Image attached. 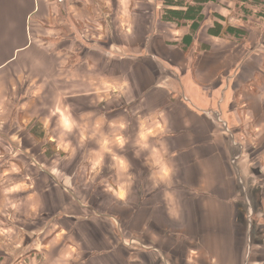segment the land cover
Segmentation results:
<instances>
[{
  "label": "crops",
  "instance_id": "1",
  "mask_svg": "<svg viewBox=\"0 0 264 264\" xmlns=\"http://www.w3.org/2000/svg\"><path fill=\"white\" fill-rule=\"evenodd\" d=\"M129 2L130 0H0V124L4 130L11 124L26 126L27 121L34 126V120H27L28 114L37 112H31L30 106L23 104L28 96L31 98L32 93L42 95V92L47 91L53 95L55 83L58 86L61 84V88L68 92V98L73 102L72 107L75 109L67 106L61 114H66L67 110L72 117L75 113L82 115L85 121L80 124H87L89 132L100 114L82 108L84 105L79 99L82 94L100 97L106 91L112 93L121 90L119 97L111 96L109 99H124L126 103L123 106L122 102L115 107L111 106L108 120L106 119L110 121L119 117L128 122L126 135L131 138V142L121 154L131 161L132 182L129 189L125 190V195L119 198L126 209L120 214L116 213L117 209L96 203L94 214L90 213L83 219L64 212L62 208L51 213L50 217L46 218L45 233L49 231L46 238L50 239L47 240L46 247L50 246L52 241L57 242L60 237L61 242H57V245L62 246L60 250L45 252L47 263L52 264L53 261L50 260H57L72 242L71 237L78 235L76 240L78 238V242L86 244L82 252L76 250V253H81L80 257L84 256L86 260L84 263L79 262L80 264H94L96 259H100L101 264H120V260L124 264H153L152 261L156 264H167L171 263L165 258L171 256V248L175 250L174 256L177 259H185V264H190L192 250L196 251L192 264H230L228 258L231 238L228 232L233 201L229 195L233 192H230V183L226 179L229 163L236 173L239 170L233 167L231 160L240 155L241 144L247 141L245 134L243 141L239 143L236 139L232 140L234 132L242 131H235L231 127V121L227 122V110L223 113L217 111L219 121L207 113L204 106L210 101H206V94L202 92L204 90L196 86L198 83H195L192 74H196L198 81L199 74H215L212 73L214 68L205 71L200 67L204 55L200 54L196 62L187 55L184 70L167 63L175 73L174 77L164 76L155 74L151 61L161 68L168 65L149 51L148 44L145 43L140 49L131 51L126 45L121 47V44L117 43L116 30L119 25L123 27V23L128 24L124 20L129 19ZM157 15L156 8L153 19L155 23ZM57 20L60 29H50L49 25L55 24ZM153 26L156 25L153 23ZM86 34L89 38L85 39ZM107 36L110 41L105 40ZM60 37V48L48 45L50 41L55 42ZM91 39H97L93 47L88 44ZM262 39L263 36L254 48L243 54L237 65L241 66L251 52L262 45ZM74 42H79L76 46L82 45L78 51V60L83 65L71 71L68 68L75 52V48H72ZM56 50L59 52L55 53ZM118 50L121 52L118 53ZM59 59L60 63L57 64ZM212 60L214 58L209 61ZM263 63L264 60L261 61V64ZM119 64L120 74L117 70ZM237 65L234 66V71H237ZM260 67L257 66L253 73L254 78L259 76L261 79L256 77L253 80L257 86L256 91H250L253 94L264 87V77L258 74ZM17 68L21 69L25 79H16L19 76ZM231 77H222L224 81L220 78L218 85L212 87L217 89L220 99L224 96V107L229 92L234 88ZM200 82L205 86L211 83L210 80ZM221 82L223 86L219 88ZM207 86V89L210 88ZM224 89L227 92H223ZM237 90L239 96L250 93H243L240 86ZM109 95L111 94H105V97ZM13 97L14 106L11 107L8 102ZM224 125L228 128L225 132ZM142 127L155 129V134L149 137L150 145L166 146V160L173 169L170 180H161L158 166L154 163L157 157L151 154V149H141L139 158L134 155L133 150L132 154L129 153V150L138 147L134 142ZM61 129L64 131L62 127ZM105 130L111 132L107 124ZM73 131L80 132L79 129ZM78 137V145H81V135ZM0 141L3 142L2 138ZM82 146L87 144L84 142ZM231 149L239 150L237 156ZM107 159L111 162L110 184L118 187V175L122 177L123 173L118 174L117 170L111 167L113 161L110 155L105 156L104 164ZM102 169L105 171L106 166ZM140 171L138 176L141 178L136 175ZM125 175L123 179L127 184V174ZM60 183L61 189L69 196L70 188L65 186L63 180ZM48 184L53 185L54 182ZM166 193L172 194L171 199L166 197ZM142 195L145 197L142 198ZM89 206L84 204L85 209L92 210L93 206ZM60 220H65L66 225L58 223ZM81 222L83 223L80 224ZM107 222L111 224V233L105 228ZM54 226L56 227L53 228ZM60 226L62 228L57 231ZM123 228L129 229V243L136 241L141 248L136 246L135 250L132 245L128 250V246L123 244L127 253L118 248L122 245ZM75 246L78 249L80 247L79 244ZM152 253L154 256H151ZM135 254H138V260L134 258ZM162 257L165 262L161 260Z\"/></svg>",
  "mask_w": 264,
  "mask_h": 264
},
{
  "label": "rangeland",
  "instance_id": "2",
  "mask_svg": "<svg viewBox=\"0 0 264 264\" xmlns=\"http://www.w3.org/2000/svg\"><path fill=\"white\" fill-rule=\"evenodd\" d=\"M156 8L158 15L155 23L153 19ZM167 9L177 8L166 7L164 0H130L129 19L124 20L128 24L123 23V27L119 25L115 34L116 41L119 45L121 44V47L126 45L131 51L140 49L146 43L149 51L155 53L164 62L166 61V65L170 66L169 64H171L181 70H184L183 65L189 48L196 46L200 50L195 55L194 62L202 54L204 60L200 67L205 71H211V68H214L212 73L215 72V74H199V81L196 74L192 73L195 83H198L196 86L204 90L202 92L206 94H203L207 97L206 101H210L204 107H206L207 113H210L217 121H219L218 112L223 113L227 110V113L230 114H228L227 122L231 121V127L235 131H242L234 132L232 140L236 139L239 143V141H243L244 134L247 140L245 144H241V151L231 149L235 156L238 151L240 153L236 159L231 160V163L234 164L233 167L239 170L236 173L229 163L228 178L226 179L230 183V192H233L229 197L232 198L234 204L231 207L229 220L231 231L229 230L228 235L231 242L229 243L228 261L230 264H264V87L262 86L255 94L250 92L256 91L257 88L253 81L259 77L254 78L253 76L257 66H261L259 68L261 74L259 72L258 74L264 77V63L261 64V61L264 60V0H205L202 19L199 18L196 24L193 15H189L191 18L184 24L177 25L176 21L166 14L165 10ZM153 23L156 25L155 27ZM220 24L221 26L237 27L245 32L228 33L226 29L223 32H214L216 35L209 32L211 27ZM60 27L59 20L55 24L49 25L50 29H60ZM125 27L127 28L125 29ZM87 34L85 39L89 38ZM81 36L84 37L83 34ZM261 36H263L262 45L252 51L241 66L237 65L243 54H247L258 44ZM108 37L105 38L106 41H110ZM59 40L61 37L55 42L50 41L48 45H54V48L58 49L61 47ZM77 43L74 42L72 45V48H78L74 49V54L72 52L68 68L71 71L83 65L78 60V51L81 50L82 45L76 46ZM89 43L93 47L97 43V39L88 40ZM90 54L89 52L88 55L90 56ZM52 56L54 57L53 54ZM212 58L214 60L209 61ZM152 62L151 67L155 74L174 77L175 72L171 71V66L161 68L157 66V63ZM59 63L60 59L57 60V64ZM236 65L238 72L233 70ZM120 66L119 64L117 69L119 74L121 73ZM99 68L101 69V67ZM17 74L19 75L16 78L18 81L21 80V77L25 79L21 69L17 68ZM229 75L232 76L231 81L234 88L229 92L230 95L227 96L226 107H224L222 104L224 96H221L220 99L219 92H216L217 89L212 87L218 85L220 78L224 77L225 79ZM224 79L221 80L224 81ZM205 80L211 82L206 84L207 87H210L208 89L200 82ZM54 85L53 95L47 91L42 92V95L32 93L31 98L28 96L26 103L23 104V106H30L31 112L36 110L37 113L28 114L27 119L34 120L33 124L36 123L34 126H31L27 121L26 126L20 127L11 124L4 130L0 124V138L3 140V142L0 141V264H49L45 252L60 250L62 244L57 245V242H61L60 237L57 242L52 241V244L46 247L47 240L50 241L49 238H46L49 231L45 233L46 218H49L51 213L57 212L60 208L80 219L89 216L90 213L93 215L96 203L104 204L106 208L117 209L116 213L120 212V214L125 208L120 197L116 195L121 184L125 185L124 191L129 189L125 179H121V176L118 175L120 181L117 183L120 185L113 187V184H110L112 174L110 171L111 162L108 159L104 164L105 171L102 169L97 172L93 169L91 158L93 152L98 149L96 140L99 137L87 138L80 143L81 145H78L80 132L73 131L62 135L64 131L60 126L61 111L63 112L67 106L72 107L73 102L69 100L68 92L66 93L61 88V84L58 86L55 83ZM196 86L194 85V87ZM221 86H223V82L219 88ZM239 86L243 93H250L239 96L237 90ZM118 91L112 93L106 91L100 97L82 94L79 99L84 105L82 108L97 111L100 114L99 118L103 117L108 120L111 106L115 107L120 102H122V106L126 104L124 99H109L111 96L119 97L121 90ZM222 91L227 92L226 89ZM105 94L111 95L105 97ZM194 97L196 98V95ZM14 98L9 99L8 104L11 107L14 106ZM189 105L192 107L191 103ZM73 110L75 109L73 108ZM52 111L53 113H51ZM73 118L79 123L85 121L82 115L76 113L73 114ZM226 125L223 126L224 132L228 129ZM84 142L87 144L85 147L82 146ZM135 149L137 148H132L129 153L132 154V150L135 152ZM139 174L141 171L136 175ZM122 177L125 178L126 175L123 173ZM62 180L65 186L70 188L69 196L60 187ZM52 181L53 185L48 184ZM144 197L142 195V198ZM36 204L39 206L34 209L33 205ZM84 204L93 206V209H85ZM58 223L66 225L65 220H60ZM61 226L56 230H60ZM70 226H72V220H70ZM105 228L111 233V224L107 222ZM81 229L83 230V227ZM122 233L124 240L120 236L122 245L118 247L119 249L127 253L126 250H129V246L134 245L135 250L136 246L141 248L136 241L129 243V229L124 230L123 228ZM76 237L74 235L71 237V243L79 244V249H76L82 252L83 246L86 244L82 240V244L78 242ZM123 244L128 246L127 249L123 248ZM36 252H38L37 256ZM80 254L75 253L76 258L72 264L86 261L84 256L80 257ZM169 254L171 255L170 259L165 258L172 264H185V259H177L174 256V249L171 248ZM137 255L135 254L134 258L138 260ZM151 256L154 254L152 253ZM58 259L50 260V262L53 261L52 264H57ZM161 260L165 262L163 257ZM91 262L93 263V261ZM120 262L124 264L122 260ZM152 262L156 264L155 261ZM94 264H101V260L96 259Z\"/></svg>",
  "mask_w": 264,
  "mask_h": 264
},
{
  "label": "clouds",
  "instance_id": "3",
  "mask_svg": "<svg viewBox=\"0 0 264 264\" xmlns=\"http://www.w3.org/2000/svg\"><path fill=\"white\" fill-rule=\"evenodd\" d=\"M65 113L66 114L61 115L60 118V126L64 129L62 135H67L73 132L74 129H79L82 141L87 138L99 137L96 140L98 149L93 152L91 158L93 169L97 172L102 170L105 156L110 155L113 161L111 167L116 169L118 174H127V185L130 186L132 182V174L130 171L132 166L131 161L127 158V156L121 154L122 150L131 142V138L126 135L128 128V122L126 119L117 117L110 121H106L103 117L98 118L92 130L89 132L87 124L81 125L76 119L67 113V110H65ZM105 124H107V127L111 129L110 133L105 130ZM161 131H163V128H161ZM154 134L155 129L142 127L137 134L138 138L134 142L135 146H138L134 155L139 158L141 149H151V154L157 157L154 163L158 166V175L161 180L168 181L171 179L173 169L166 160L167 148L164 145L156 147L149 144V137ZM121 179H123V177H121ZM124 188L125 185L121 184L120 190L116 191V195L123 197L125 195ZM165 195L167 198L171 199V193H166ZM38 206V204L33 205V208L35 209ZM76 250L75 245L71 243L68 244L58 259L57 264H72V261L76 258ZM195 255L196 251L192 250L189 257L190 264H192V260Z\"/></svg>",
  "mask_w": 264,
  "mask_h": 264
},
{
  "label": "trees",
  "instance_id": "4",
  "mask_svg": "<svg viewBox=\"0 0 264 264\" xmlns=\"http://www.w3.org/2000/svg\"><path fill=\"white\" fill-rule=\"evenodd\" d=\"M166 7H176L177 9H167L166 14L170 17H172V20L176 21V24L182 25L185 23L186 20L191 18L189 15H193L194 23L196 24V21L201 18L202 19V8L205 4V0H164ZM219 24V23H217ZM230 33H238L243 32V29L237 28V27H231V26H214L211 27L209 32H213L212 34H215L219 31L223 32L225 30ZM215 32V33H214ZM245 32V31H244ZM216 35V34H215ZM236 35V34H235ZM205 46H208L205 44ZM199 47L193 46L190 47L187 54L192 57L193 59L196 57L195 55L199 51Z\"/></svg>",
  "mask_w": 264,
  "mask_h": 264
}]
</instances>
